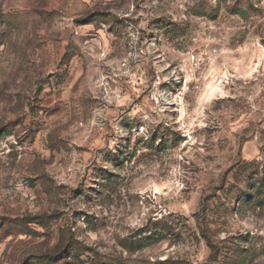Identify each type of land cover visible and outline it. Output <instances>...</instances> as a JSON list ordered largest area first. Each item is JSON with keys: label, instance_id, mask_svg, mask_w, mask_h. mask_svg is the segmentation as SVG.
I'll list each match as a JSON object with an SVG mask.
<instances>
[{"label": "rangeland", "instance_id": "obj_1", "mask_svg": "<svg viewBox=\"0 0 264 264\" xmlns=\"http://www.w3.org/2000/svg\"><path fill=\"white\" fill-rule=\"evenodd\" d=\"M0 264H264V0H0Z\"/></svg>", "mask_w": 264, "mask_h": 264}]
</instances>
